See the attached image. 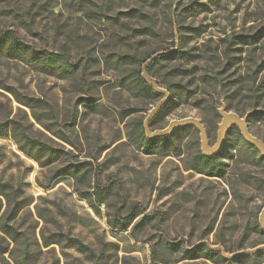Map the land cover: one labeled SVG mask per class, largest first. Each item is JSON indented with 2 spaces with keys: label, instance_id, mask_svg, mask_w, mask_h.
<instances>
[{
  "label": "rangeland",
  "instance_id": "1",
  "mask_svg": "<svg viewBox=\"0 0 264 264\" xmlns=\"http://www.w3.org/2000/svg\"><path fill=\"white\" fill-rule=\"evenodd\" d=\"M7 30L29 51L68 54L79 68L63 76L0 58L1 87L38 100L39 120L0 89V122L18 121L56 151L52 158L25 144L26 154L13 137H0V220L19 209L8 223L15 240L0 231V264H95L69 247L66 236L92 248L99 264H264V255L224 256L264 245V156L237 126L218 153L224 167L219 178L191 169V159L203 154L194 126L175 129L163 153L149 155L131 139L137 122L144 127L165 101L149 125L152 133L195 118L213 148L225 109L245 118L264 142V115H252L246 98H236L238 113L230 110L218 93L223 83L258 86L264 80V0H0V33ZM180 32L194 54L221 53L233 42L234 55L243 58L218 76L217 92L199 84L195 98L174 97L177 84L191 79L176 77L164 64L155 66V77H145L144 66L179 49ZM132 54L140 61L152 57L142 68L116 65L120 55ZM196 68L200 74L225 69L220 63ZM134 69L162 93L135 89ZM132 215L121 227L120 220ZM55 240L58 245H45ZM197 248L200 258L192 259L188 252ZM207 250L216 256L207 257Z\"/></svg>",
  "mask_w": 264,
  "mask_h": 264
},
{
  "label": "trees",
  "instance_id": "2",
  "mask_svg": "<svg viewBox=\"0 0 264 264\" xmlns=\"http://www.w3.org/2000/svg\"><path fill=\"white\" fill-rule=\"evenodd\" d=\"M179 38V49L169 54L160 55L156 60L153 61L152 65L148 67V73L151 77H155L157 73V71L155 70V66L164 64V67H167V70L173 72L176 77H190L191 81L187 83L181 82L177 84L176 87H178V89H176V91H172V95H174V97L176 96L180 99L183 98L184 101H188L198 95L199 84L203 85L204 87H208L211 89L213 88V90L217 92L218 86L222 84H220L222 79L220 80L218 76L225 75L229 70V67L231 68L235 64H239L243 60L242 57L237 58V56L234 55L235 52H233L234 50L232 49L233 42L227 43L225 49L221 53L217 52V50H214L211 52L204 51L202 52V54H194L190 50L184 48L186 41L183 33L180 32ZM248 42H254V40L248 38ZM3 57H9L10 59H21L22 61L25 60L37 71L51 74L56 73L63 76H69L70 74L75 73L79 68L78 64L70 60L68 54L55 51L50 52L47 50L29 51L28 48L25 47L23 42L20 41L15 32L11 30L0 33V58ZM140 57L141 56L134 54L120 55L117 59L116 65L119 68H122L126 65L139 64V67L142 68V66L147 63L152 56H149L142 61L139 60ZM248 60L252 61L251 56H249ZM199 63H204L206 66H209L211 63H220L224 66L225 69L222 72H214L208 71L205 68V72L200 74L198 72V69L196 68L197 64ZM133 71V86L135 87V89H137L141 93L147 95L151 94L154 97H158L159 95L155 92L153 87L148 86L142 79L143 72L136 69H134ZM260 71L261 68H258L256 76ZM254 79H256V77ZM193 85H195V87H192ZM0 89L10 92L19 105L31 109L33 117L39 122L34 113L35 105H33L34 103L38 102V100L30 98L25 94L21 95L16 89L1 87V85ZM218 93L220 95H224L225 100L228 103V108L230 110H234L238 113L239 108L234 106L237 100L236 98H246L248 99L250 107L253 110L252 115H264V111L261 110L262 108L264 109V80L260 84H258V86H256L255 83L240 84V82H236V80L234 83L232 81L227 84L223 83L222 89L218 91ZM202 100L206 101L205 98H202ZM160 113L161 111L158 114ZM158 114L156 115V118ZM155 119L151 121L150 126L155 123ZM136 127L138 135L132 134L131 139L135 143H141L143 145V149H145L149 155L166 152V150L171 145V135L149 140L145 137L143 121H138ZM25 130L26 129H24L23 126L18 123V121L13 119L6 122H0V137H13L22 152L29 154L28 149L25 146V144H27L32 147L38 154L45 153L52 158L54 157L56 151L52 147L42 141L40 142L34 138H31L25 132ZM252 148L255 149L254 147ZM190 163L192 166L191 169L201 174H207L210 177L218 178L223 175L224 167L219 154L214 155L213 157H205L203 154H198L191 159ZM18 211L19 209L17 211H14L13 213L5 212L0 220V231H2L3 234L11 240H15L17 232L13 227H10L8 223L11 222V220L16 219ZM133 219V215L121 219L120 226H128ZM58 243L59 241L55 240L53 242L45 243V245H58ZM66 244L71 248H76L81 253L87 254L90 260L95 261V264H99L95 251L84 244L77 237L73 238L70 236H66ZM199 248L189 251L188 256L192 259H199L200 257L197 255V253L200 251ZM263 255L264 252L256 254L254 256L249 255V257L252 258ZM206 256L214 257L216 255L213 252L207 250ZM217 257L223 260V257L221 255H217Z\"/></svg>",
  "mask_w": 264,
  "mask_h": 264
},
{
  "label": "water",
  "instance_id": "3",
  "mask_svg": "<svg viewBox=\"0 0 264 264\" xmlns=\"http://www.w3.org/2000/svg\"><path fill=\"white\" fill-rule=\"evenodd\" d=\"M146 67L147 66H144L143 70H144L145 77H148L149 73ZM144 79H145L146 84L149 85V83H151V85L154 87V90L156 92L162 93V91L160 90V87L157 86L155 82L150 81L151 80L150 78H144ZM168 98H169V94L166 95V99ZM164 104H165V101H163L160 105H158V107H156L150 113V115L148 116V119L145 122L144 128H145V132L147 133V137L149 139H156L158 137H166L168 135H171L175 129H181L182 127H187V126H194L196 127V129L199 130V132H201V142H202L201 147H202L203 155L205 157H213L214 155H217L218 153L222 151V149L224 148L223 146L225 143L226 136L229 132L228 130L231 128L232 125H235L238 127L239 131H241L243 138H245L246 141L251 146H254L264 156V142L257 139L255 136L252 135V133L250 132L248 128L247 120L245 118L243 119L242 117H240L239 115L235 113L226 112L225 109L220 110V115H222L223 121L219 129L218 141L213 146V148L209 147L208 133L206 132L204 125L199 119L187 118V119H181V121H173L168 126V128H166V130H158V131H154L153 133L150 132L149 130L150 122L155 118L156 114L160 111V109L162 108ZM259 224H260L261 230L264 231V209L262 211V214L260 215ZM216 250H213V251H216ZM263 252H264V245L259 246L255 249H247L244 251H240L230 256L224 254V256L227 259L232 260L236 257L247 256V255L254 256L256 254L263 253Z\"/></svg>",
  "mask_w": 264,
  "mask_h": 264
}]
</instances>
